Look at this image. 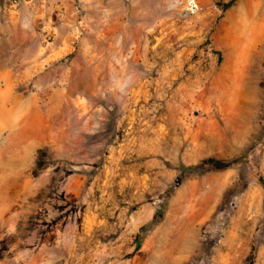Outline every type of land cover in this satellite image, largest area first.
<instances>
[{
  "label": "rangeland",
  "instance_id": "374dc122",
  "mask_svg": "<svg viewBox=\"0 0 264 264\" xmlns=\"http://www.w3.org/2000/svg\"><path fill=\"white\" fill-rule=\"evenodd\" d=\"M31 97L49 121L25 130ZM253 250L264 264V0H0V264Z\"/></svg>",
  "mask_w": 264,
  "mask_h": 264
},
{
  "label": "crops",
  "instance_id": "0c3cea01",
  "mask_svg": "<svg viewBox=\"0 0 264 264\" xmlns=\"http://www.w3.org/2000/svg\"><path fill=\"white\" fill-rule=\"evenodd\" d=\"M19 109L24 116H30L38 123H47L49 121V117L45 112L40 108L37 99L34 97L29 98L28 100H22V102L18 103Z\"/></svg>",
  "mask_w": 264,
  "mask_h": 264
},
{
  "label": "trees",
  "instance_id": "16d2710c",
  "mask_svg": "<svg viewBox=\"0 0 264 264\" xmlns=\"http://www.w3.org/2000/svg\"><path fill=\"white\" fill-rule=\"evenodd\" d=\"M41 153H42V151H38V152H37L38 155H41ZM38 157H39V156H38ZM206 164H207L209 167L213 168L214 170H221V169L226 168V165H224L223 163H221V162H219V161H217V160H214V159H210V160H208V161L206 162ZM37 165H38V163H37ZM253 260H254V250L249 254V256H248V262H249L250 264H252Z\"/></svg>",
  "mask_w": 264,
  "mask_h": 264
},
{
  "label": "bare ground",
  "instance_id": "6f19581e",
  "mask_svg": "<svg viewBox=\"0 0 264 264\" xmlns=\"http://www.w3.org/2000/svg\"><path fill=\"white\" fill-rule=\"evenodd\" d=\"M34 122H36V121H34V120L32 121V117L28 118L27 116H25L24 119L22 120V124L24 125L23 128H25V130H27L29 127H31L35 124ZM3 125L6 126V124H3Z\"/></svg>",
  "mask_w": 264,
  "mask_h": 264
}]
</instances>
